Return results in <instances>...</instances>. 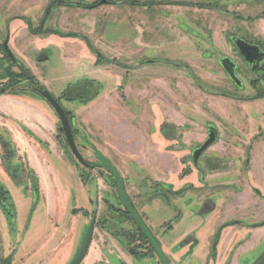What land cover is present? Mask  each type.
Masks as SVG:
<instances>
[{
  "label": "rangeland",
  "instance_id": "obj_1",
  "mask_svg": "<svg viewBox=\"0 0 264 264\" xmlns=\"http://www.w3.org/2000/svg\"><path fill=\"white\" fill-rule=\"evenodd\" d=\"M94 1L0 0V40L8 39L9 48L17 58L9 62L7 77L10 80L19 72V63L26 67L74 118L71 127L83 159L95 161L96 152L110 159L138 205L154 181L173 183L174 188L191 182L196 187L226 189L210 196V203H215L217 210L220 208L222 219L228 217L227 208L235 203L233 193L242 194L249 186L253 190L251 199L243 196L233 211V220H241L233 232L235 253L251 234L250 230L264 224V97H246L256 92L247 77L254 74L246 69V73L239 71L238 75L243 89L234 88L214 59L205 58L201 52L207 49L206 43L191 35L194 31L203 35L222 51L219 53L232 55L233 60L241 63L235 50L230 52L226 36L238 32L264 40V0H173L176 1L173 5L163 3L152 8L120 3L91 9ZM47 3L54 7L45 27L32 30L36 34H31L27 20L38 25ZM65 33L78 36H64ZM161 60L178 62L181 66H161ZM183 64H188V70L198 77L202 90L197 88ZM5 65L6 60L0 56V80ZM12 81L3 84V92L10 93L12 88L17 95L24 94L23 98L43 106L54 120L47 142L24 129L43 152L50 168L45 173L38 170L37 175L27 155L7 135H2L8 148L1 144L0 157L7 162L4 164L0 158V167H3L0 184L9 190L17 215L12 223L8 213L13 208L3 209L1 205L6 202L0 200V255L16 251L13 264H69L82 247L90 221L89 216L83 215V209L87 214L108 210L104 216L109 233L105 234L102 226L95 229L81 264H94L99 255L121 252L123 238L118 229L133 227L112 211L120 205L113 178L106 169L80 165L64 134L58 130L60 120L52 106L33 91L29 82ZM220 92L235 94L237 98H224ZM165 121L174 126L172 139L159 134V125ZM210 123L216 126L220 137L216 145L204 151V157H217L210 163L211 168L204 170L212 175L204 185L195 175H188L189 163L175 162L179 156L188 154L189 147L204 139ZM129 128L135 131L124 135ZM142 143L157 144L152 150L157 151L158 158L152 161L145 158L142 162L123 152L126 144L140 145L146 151ZM171 156L175 162L169 159ZM13 172H20L22 176L12 179L9 174ZM181 172V176L185 173L187 176L179 177ZM156 176L158 179L154 180ZM32 180L38 189L34 207L30 199ZM89 196L94 199L91 200L93 207ZM189 197L192 199L187 200ZM199 197L185 194L176 197L180 198L178 205L187 213L185 219L192 214V203L202 201ZM152 203L155 207L149 210L157 217L158 225L167 212L160 201ZM209 205L206 209H210ZM73 208L79 212L71 213ZM207 218L201 217L196 223L206 229V236L213 227L211 221L206 222ZM191 224L194 223L185 228L183 223L176 224L171 233L161 236L162 244L173 256L174 264H213L214 256L211 261L204 257L197 263L196 260L187 262L186 256H181L191 248V241L187 239L188 231L194 229ZM160 227L159 235L165 231L164 226ZM201 248L196 247L193 254ZM207 252L204 248L200 254ZM240 252L243 255H237L238 264H264V240L249 252L245 249ZM42 256L43 262L37 263Z\"/></svg>",
  "mask_w": 264,
  "mask_h": 264
},
{
  "label": "flooded vegetation",
  "instance_id": "obj_2",
  "mask_svg": "<svg viewBox=\"0 0 264 264\" xmlns=\"http://www.w3.org/2000/svg\"><path fill=\"white\" fill-rule=\"evenodd\" d=\"M100 1L101 0H95L90 8L92 9L94 7H98L100 5H105V4H120V3H124L127 5H131V6H142V7L152 8L153 5H157V4L159 5V4H163V3H165L167 5H170V4L173 5L174 2H176L173 0H105L104 3H100ZM53 7L54 6H52L51 3H47V5L46 4L44 5V13H43V16L40 18L38 25L34 26L29 19L27 20L28 24H29L28 29H29L31 34H36L33 31H35L37 28L45 27V23L48 19V15H49V13ZM59 7H61V6H59ZM235 19H238V18H235ZM192 33H193V31H192ZM196 35L201 38L202 42L206 43L207 49L201 50V52L204 55H206L205 58L214 59V62L217 64L218 67L221 68L223 74L226 76V78L229 80V82L234 86V88L239 89V90L243 89V87H244L243 81L238 77V75H239V71L246 73V71H245V69H246L248 72L254 74V77H249L248 75H247V77L249 78L248 79L249 85L256 90V92L253 95H247L246 97L249 99L257 98V97H264V55L259 60L254 61L250 65L244 60V58L241 56L240 52L238 51V49L236 48L235 44L232 41L233 37L242 38L248 43L258 45L260 50L264 53V40H263V38L249 36L247 33L233 32V34H228L226 36V40L229 42L230 52L235 50V53L238 55V57L240 58V61H241V63H238L235 60H233L232 55L219 53L222 51L220 49H218V47H216L215 45L211 44L210 41L206 37H204L203 35L201 36V35H199V33L194 31V33L191 36H196ZM0 48H1L0 56H1V58H4L6 60V65H5L4 71L2 73L1 80H0V83L2 84V85H0V92H3L5 89V87H4L5 85L3 86V84H7L9 82L8 81L9 78L7 77L8 66L10 63L16 61L15 59H17V58L13 55V53L11 52V50L9 48L8 39H6V40L3 39L2 41L0 40ZM222 60H224L228 66L232 67V69L234 70V75H235L236 79L238 80V82H235L233 80V78H231V76L227 73V71L223 67ZM150 61L154 62L155 60H150ZM161 61H162L161 66L162 65L168 66V64H171L173 68H179L181 66L180 63H178V62H170V61H163V60H161ZM149 64H151V63H149ZM155 64H158V62ZM242 64H243V67L241 66ZM183 67H184V69H186L187 72L189 71L188 70V67H189L188 64H183ZM253 67H255V68H253ZM189 74L191 75V78L193 79L197 88H199V90H202L203 84L200 82L198 77L193 76L191 70L189 71ZM220 94L224 98H231V99L237 98L235 94L228 93V92H220ZM70 122H71V125H73V123H74L73 117H70ZM173 129H174V126L171 123H169L168 121H165L159 125L158 130H159V134L162 135V137H164L165 139H172L175 135L173 132L174 131ZM71 130H72V128H71ZM210 130L215 132L216 140L208 148H206L204 151H206L207 149H209L213 145H216L219 141L220 135L218 133L216 126L214 124L210 123L209 125H207L206 136L204 137V139L201 142L194 145V147H192V148L189 147L186 150L188 152V154L179 156L178 159L176 160V162L174 161V158L173 159L169 158V159L173 160L175 163H178L181 165L182 164L184 165L185 161L187 162V164L189 163L191 171H189L188 175H195L196 180L199 183H203L204 185H206V183H204V182H206L209 179V177L211 178V176H212L209 172L204 171V170H206V167L211 168L210 163L213 161H216L217 157H214V156L204 157L205 154L203 151L202 153L199 154V156L195 160L193 157V153L197 148H199L207 140ZM72 134L74 137L75 134L73 133V130H72ZM2 135L3 134H1V136H0V144H4V146L8 148V145H7L8 143L6 141H4V138L2 137ZM153 146L155 148H157L158 145L156 144ZM98 154H101V153L96 152V155H95L96 160L95 161L88 162V161L83 159L84 160L83 163H81L79 161H78V163L80 165H82L83 167L88 168V169H94V168L101 169L102 168V169L107 170V172L111 175V177L114 180V185H115V189H116V200L120 204L118 206V208H116V209L114 208V210H112V211L114 213L118 214L119 219H122L126 223L130 224L133 228L122 229L120 227V229H118V230L121 232L122 238H123V241H122L123 246L120 245L121 246L120 247L121 252H118V253L114 252V254H110V255H99L98 261H96L94 264H163L159 258V255L157 254L155 249L152 247V245H151L148 237L146 236V234L138 226V224L136 223V221L134 220L132 215L127 211V209L123 205L121 198L119 196V193H118V185H117L116 178L114 177L112 172L107 167L97 165V163L99 162V159L97 158ZM103 156L106 159H108L105 155H103ZM0 158L2 161L4 160L2 157H0ZM108 160L114 165V163L110 159H108ZM3 162L5 164V162H7V160H5ZM174 162H172V164ZM115 168L118 170V168L116 166H115ZM118 172L122 178L123 188H124V192L127 196L128 202L131 204L134 211L138 215L139 219L142 221V223L144 224L147 231L150 233V235L153 237L156 244L159 246L167 264H174L173 259H172L173 256L169 255L168 249L165 248L164 245L162 244L161 236H163L167 232L171 233L174 226L178 223L179 224L183 223V228H185L191 222L194 223V224H191V225H193L194 229H192V231H188V237H187V239H189L191 241V248L189 251H187L186 255H181V256H186L187 262L192 261V263L195 260L197 263L199 261V259L202 261V259H205L204 257H207V259H209L211 261L213 256H214L216 260H215V262H211V263L218 264L217 263V255H216L217 251L216 250H217V245L219 243L222 231L226 227L233 226V224H235V223H238V224L241 223V220H233V212L226 215L228 217L220 222V213H219L220 208H219V210H217L216 204L213 202L210 203V200H212L210 198V196H213L216 193L220 194L222 191H225L226 189L215 188V187H196V186L191 185V182L185 183L180 188H174L172 186L173 183H166L165 184V183L161 182L160 180H157V181H154V184L152 187L147 189L149 191H147V193H145L143 195V198L141 199V201H143V202H141L143 204V206H142L141 203L138 205V203H135V201L131 198V196L128 192V189L126 187L125 179L119 170H118ZM182 172L180 173L179 177H181V178L186 177L187 176L186 173L181 176ZM9 175L11 176V178L13 177L12 179H15V177L20 178L22 176V173L13 172L12 174H9ZM156 179H158L157 176L155 177L154 180H156ZM0 185H2V184H0ZM208 186H210V184H208ZM3 187L8 191L10 203L12 204L11 208H13L12 212L14 213V217L11 219V222L13 223L17 214H16V211L14 209L15 207L12 203V196H11L9 190L5 186H3ZM30 188H31V195H30L31 204H32V207H34L37 196H38V189H37V186H36V183L34 180L31 181ZM263 191H264V189H263ZM256 192L261 194V191H259V189H256ZM184 194L187 196L188 195L189 196H201L199 198H202V201L201 200H200V202L194 201V203H192L193 205H191V209H190L192 211L191 212L192 214H189L187 219H185L186 218L185 215H187V213H184L183 209H181L180 204L178 205V203H177L180 198H176V197H179V196L184 195ZM34 198H35V200H34ZM106 198L107 197H105L104 199H106ZM92 199H93L92 196L88 197V200H89L91 207L94 206V203H91ZM190 199H192V198L191 197L187 198V200H190ZM97 200H99V199H97ZM154 200L160 201L161 206L167 212L166 217L163 218L158 225H156L157 217L152 214V211L149 210V209L155 207L152 203V201H154ZM95 203H96V201H95ZM197 204H200V205H197ZM103 205H104V202H103ZM207 205H209L210 209H206ZM1 207H3V209H5V205L4 206L1 205ZM220 207L223 208V206H220ZM86 208L89 209L88 207H86ZM232 208H233V206H232ZM74 209L76 210L75 212H73ZM82 211L85 212V214H83V215H86L87 217L89 216V219H90L89 224H88V228H87L86 233H85L86 234L85 238L87 236L89 225H90L91 221L93 220V229H92L91 240H90V244H91L95 229L99 226L105 227V225L107 227V225H108L107 219L105 218L104 214L108 210H105L104 212H102V214L99 213L98 211H93V212L90 211V214H87L86 209L85 210L83 209ZM78 212H79V209H77V208H73L71 211V213H73V214H76ZM201 217H208L206 219V222L211 221V225H213V227L211 226L212 231L210 232V235L206 236V239H208L207 243L205 240H204V243H201V239L203 241L205 234H207L206 229L204 230L202 228L203 226L200 227V225H198V226L196 225L197 222L199 223L201 221L200 220ZM118 222H119V220H118ZM122 224L123 223H121L120 226H122ZM160 225H162V227L164 226L163 228H165V231L160 233V235H159L158 230L161 229ZM106 227H105V234L109 233L108 228H106ZM99 228H101V227H99ZM16 231H18V229ZM113 232H115V231H113ZM115 233H113V234H115ZM113 237H115V236H113ZM85 238H84V241H85ZM83 244H84V242L82 243V245ZM90 244H89V247H90ZM202 244L204 245V247L202 246ZM198 246L202 247L199 250V253H201L202 249L206 248L208 250L207 254L206 255H202V254L194 255L192 250H194ZM89 247H88V249H89ZM15 252L16 251H12L8 255H0V264H13L14 263L13 258H14ZM87 252H88V250H87ZM87 252H86L84 258L86 257ZM232 254H233V252L229 251V253L227 255L229 260L232 256ZM43 258L44 257L42 256V259H40L37 263L43 262ZM84 258L81 260L80 264L82 263ZM20 260H22V259L20 258ZM226 264H228V262Z\"/></svg>",
  "mask_w": 264,
  "mask_h": 264
},
{
  "label": "crops",
  "instance_id": "obj_3",
  "mask_svg": "<svg viewBox=\"0 0 264 264\" xmlns=\"http://www.w3.org/2000/svg\"><path fill=\"white\" fill-rule=\"evenodd\" d=\"M22 95H17V93L11 94L6 91L0 92V133L3 135H7L10 141L14 143L15 146L19 147L22 152L27 155L28 159H30L29 164H31V167L35 170L38 175V170H42L43 173H45V170H50V168L49 165H47V161L44 159V155L43 152L40 150V146L33 143V139L30 138L27 134H25L24 129H27L32 132L41 141L47 142L50 141L49 130L52 127L54 119L52 118V115L50 116L48 111L43 106L39 105L32 99L23 98L24 96ZM30 96L33 97L32 95ZM99 116L103 117V114ZM133 131H135V129H126L124 135L127 133H130L131 135ZM142 145L143 148H146V151H142L140 145L137 146V148L134 145L128 146L126 144L123 147V152L125 154H130L135 158L138 157V159H140V161L142 160V162H145V158H149L147 161H152V158H158V155L156 153L157 151L152 150L153 145L146 143H142ZM27 147H30L33 150L29 151ZM137 149L138 152L136 151ZM31 152H33V155L31 154ZM170 158L173 159L174 157L171 156ZM37 161L38 165H36ZM2 168L0 167L1 172H3ZM39 187L41 189L42 186ZM252 191L253 190L248 186V188L244 189V193L242 194L234 192L233 195L236 197L235 203H233V208L232 206H229V208H227L228 212L231 213L235 210V205L239 204L238 201H241L243 196H246L251 199V195H253ZM262 194H264V191ZM226 218L220 219V222ZM235 226H239V224L235 223L233 224V226L226 227L222 231L216 250L218 264H226L227 262L228 264H238L237 255H243V253L240 252L241 250L245 249V252H249L252 248L257 247L264 240L263 224L250 230L251 234L249 235V237H247L244 242L237 248V251L232 254L229 260L227 255L229 251L233 252V232ZM204 240L206 241V234L203 241L201 239V243H204ZM197 251L194 252V255H200V253L197 254ZM206 254L207 253H203L202 255ZM233 255H235L234 259Z\"/></svg>",
  "mask_w": 264,
  "mask_h": 264
},
{
  "label": "water",
  "instance_id": "obj_4",
  "mask_svg": "<svg viewBox=\"0 0 264 264\" xmlns=\"http://www.w3.org/2000/svg\"><path fill=\"white\" fill-rule=\"evenodd\" d=\"M104 2H105V0L100 1V3H104ZM232 41L235 44L238 51L240 52L241 56L250 65L254 61L259 60L264 55V53L260 50L258 45L248 43L244 39L239 38V37H233ZM222 64H223V67L225 68V70L227 71V73L231 76V78H233V80L235 82H238V80L236 79V77L234 75V70L232 69V67L228 66L224 60H222ZM253 68H255V67H253ZM38 94L40 96H42L44 99H46V101L52 106V108L56 112V114L60 120V126L58 127V130L63 132V134L66 138L67 144H68L71 152L73 153V155L77 158V160L79 162L83 163L84 160H83L81 154L79 153V151L77 149V146H76L73 134H72L71 122L69 121L68 116L66 115L63 107L60 105L57 98H55L47 89H39ZM215 140H216V134H215V132L210 130L207 140L199 148H197L194 151V153H193L194 159L196 160V158L199 156V154L202 153L206 148H208ZM2 145H3V147H5L4 144H2ZM97 158L99 159V162L97 163V165L107 167L112 172L114 177L116 178L117 185H118V193H119V196L121 198L123 205L125 206L127 211L132 215V217L134 218V220L136 221L138 226L146 234V236L148 237L152 247L155 249V251L159 255V258L162 261V263L167 264L159 246L156 244L153 237L147 231L144 224L142 223V221L139 219L138 215L134 211L133 207L128 202L127 196L124 192L122 178H121L118 170L102 154H98ZM34 200H35V198H34ZM75 211L76 210L74 209L73 212H75ZM92 229H93V220L91 221V223L89 225V229H88L84 244L82 245V247L79 250V252L77 253V255L74 257V259L69 264H80L81 260L84 258L85 254L88 250L89 244H90Z\"/></svg>",
  "mask_w": 264,
  "mask_h": 264
},
{
  "label": "trees",
  "instance_id": "obj_5",
  "mask_svg": "<svg viewBox=\"0 0 264 264\" xmlns=\"http://www.w3.org/2000/svg\"><path fill=\"white\" fill-rule=\"evenodd\" d=\"M63 35L64 36H78L75 33H65ZM80 37L84 39L83 36H80ZM84 40L86 41V39H84ZM93 51L97 53V51L94 48H93ZM98 56H100V54H98ZM17 67H18L19 72L13 74V77L10 79L11 81L13 80L12 82H14V80L17 81V82L20 81V80H25V81L29 82V85H30V87H32L33 91L34 90L35 91H38L39 89H44V86H42L41 84H39V82L35 78V76L26 67H24L20 63L17 65ZM10 80H9V82H10ZM9 92L11 94H16V92L13 91L12 88H11V90ZM64 111H65V113L68 116V119L70 121V114H69V112H67L65 109H64ZM0 200H4L6 202V204H5V210L10 211V209L12 207V204L10 203V198H9V195H8V191L2 185H0ZM8 214H9L8 216L11 219L14 217V213L12 211H11V213H8Z\"/></svg>",
  "mask_w": 264,
  "mask_h": 264
}]
</instances>
